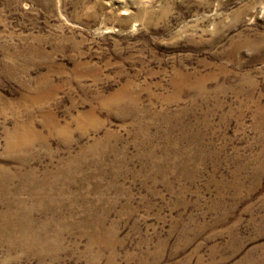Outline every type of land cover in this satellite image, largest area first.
I'll return each mask as SVG.
<instances>
[{"label": "rangeland", "instance_id": "rangeland-1", "mask_svg": "<svg viewBox=\"0 0 264 264\" xmlns=\"http://www.w3.org/2000/svg\"><path fill=\"white\" fill-rule=\"evenodd\" d=\"M0 264H264V0H0Z\"/></svg>", "mask_w": 264, "mask_h": 264}, {"label": "bare ground", "instance_id": "bare-ground-1", "mask_svg": "<svg viewBox=\"0 0 264 264\" xmlns=\"http://www.w3.org/2000/svg\"><path fill=\"white\" fill-rule=\"evenodd\" d=\"M8 138V137H7ZM25 235H30V237H31V239L33 240V242L37 245L38 243H36V241H35V238H34V233H32V234H29L28 232H25L24 233ZM41 247L42 248H44V249H48L46 246H44V245H41Z\"/></svg>", "mask_w": 264, "mask_h": 264}]
</instances>
